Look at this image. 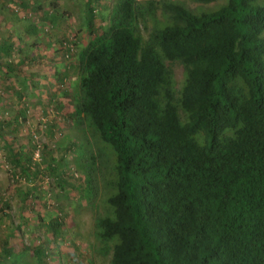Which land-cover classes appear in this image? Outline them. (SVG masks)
<instances>
[{
    "label": "trees",
    "instance_id": "16d2710c",
    "mask_svg": "<svg viewBox=\"0 0 264 264\" xmlns=\"http://www.w3.org/2000/svg\"><path fill=\"white\" fill-rule=\"evenodd\" d=\"M93 1L100 2L85 3L90 33ZM147 1L119 0L108 25H99L79 51L73 110L65 117L61 99L54 104L72 140L52 153L42 145L24 150L10 137L27 124L30 106L13 83V64L3 67L4 90L15 106L0 118V142L5 162L24 180L16 195L24 206L32 192L26 183L40 172L88 202L100 182L109 193L104 214L95 218L96 236L110 244L111 264H264V0H222L200 13L173 0ZM157 1L166 17L144 40L141 23ZM53 35L67 41L65 32ZM12 49L9 39L0 43L4 60ZM173 63L183 70L179 90ZM46 125L49 139L63 132L55 120ZM88 134L103 155H113L106 178ZM74 148L80 157L66 169ZM36 150L42 167L34 166ZM9 208L2 200L0 264H30L27 254L34 264H47L48 239L32 237L22 215L15 224ZM61 215L39 217L38 226L60 237Z\"/></svg>",
    "mask_w": 264,
    "mask_h": 264
},
{
    "label": "rangeland",
    "instance_id": "374dc122",
    "mask_svg": "<svg viewBox=\"0 0 264 264\" xmlns=\"http://www.w3.org/2000/svg\"><path fill=\"white\" fill-rule=\"evenodd\" d=\"M86 1L20 0L14 2L0 0V43L9 39L13 45L6 60L0 55V107H5V111L0 113V118L3 119L10 115L15 106L14 102L11 104L10 99L11 97L14 99V95L4 90L7 83L3 67L12 63L17 71L12 76L17 82L13 83L17 85L19 91L22 93L25 91V97L22 99L29 104L30 108L27 114L29 124L27 122L18 129L19 131L11 132L10 137L15 139L17 145L23 146L24 150L30 148V145L41 149L42 145L43 151H49L58 145H66L70 142L72 134L70 126L56 118L54 104L61 99L60 102L64 106L62 115L65 117L73 110L72 105L78 92V72L72 69L77 63L78 53L93 38V32H97L99 25L102 27L108 25L110 13L119 2V0L93 1L96 19L95 28L90 33L85 20ZM136 1L141 6H147L149 2L147 0ZM173 1L180 2L194 13L214 11L224 2L217 0L206 4L196 0ZM103 2L104 5L101 4ZM154 6L156 8L153 13L141 23V34L144 40H147L154 26L158 22H163L166 17L160 1H157ZM54 31H58V36L65 32L67 41L62 43L60 38L58 43L53 38ZM168 66L175 74V87L179 90L183 82V70L177 63ZM68 70L73 71L70 74L71 77L63 78ZM42 109H45V113ZM51 120L57 121L58 129L63 132L56 133L53 138L49 139L45 130L46 124ZM9 131L6 130L5 134ZM77 135L81 136L79 133ZM88 137L94 153L102 157L96 158L106 178L111 172L113 155L109 150H104L107 155H103L100 150L102 147L96 144V140L89 134ZM2 145L3 142H0V206L2 200L7 199L10 205L8 212L15 224L22 220L20 217L22 215L23 220L28 219L29 230L33 231L32 237L42 239L45 236L48 239L51 256L48 257L47 264H111L110 244H102L97 240L98 231L95 226V218L102 216L107 207L105 203V198L109 193L107 189L102 188L101 183L98 182L99 192L92 201L88 202L77 192L62 188L57 183V177L50 175L43 178L40 172L26 183L32 185V192L29 198H26L25 205L21 206V199L16 195L15 187H17V182L24 180L15 167L5 162ZM45 145L47 149H44ZM75 149L77 148L65 156L64 168H75L76 161L80 157ZM36 164L42 167L38 150L34 156V166H38ZM61 214H67V217ZM60 215L63 217L60 237L54 238L50 229L43 230L38 226L39 217L47 222L57 219ZM24 240L27 241V237H24ZM77 250L82 253V261L79 259ZM27 256L25 261L34 264L30 254ZM13 260L17 261L16 257Z\"/></svg>",
    "mask_w": 264,
    "mask_h": 264
}]
</instances>
